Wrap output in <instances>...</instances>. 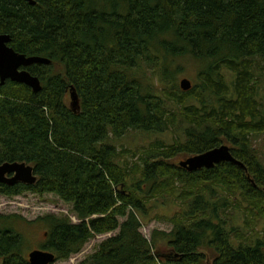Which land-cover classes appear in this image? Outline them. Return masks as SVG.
<instances>
[{"label":"trees","instance_id":"1","mask_svg":"<svg viewBox=\"0 0 264 264\" xmlns=\"http://www.w3.org/2000/svg\"><path fill=\"white\" fill-rule=\"evenodd\" d=\"M0 0V34L27 57L42 91L0 86V165L33 167L32 186L0 196L52 194L78 223L27 222L0 213V264H29L22 225L46 230L43 251L68 261L95 236L118 234L85 264H264V0ZM197 67L193 88L178 76ZM75 95L77 105H68ZM172 131L143 166L130 167L111 137ZM228 145L245 168L221 163L189 173L157 161ZM139 177V178H138ZM170 233H141L153 199L176 194ZM120 219H126L123 223ZM166 241L171 253L156 251Z\"/></svg>","mask_w":264,"mask_h":264},{"label":"rangeland","instance_id":"2","mask_svg":"<svg viewBox=\"0 0 264 264\" xmlns=\"http://www.w3.org/2000/svg\"><path fill=\"white\" fill-rule=\"evenodd\" d=\"M184 71L178 76L177 80L186 78L195 84L197 67L194 64H184ZM73 98L68 96V105L74 106ZM177 137L172 131L159 134H144L141 132H130L121 138L111 137L110 144L114 145L120 152L124 154L125 159L129 162L130 167L143 166V162L147 157L156 156L162 152L160 146H170L176 143ZM257 148L264 157V139L257 141ZM163 153V152H162ZM192 156H180L170 160L163 157L157 161H166L168 164H177ZM139 178V177H138ZM185 186L176 184L174 190L176 194L165 195L162 198L153 199L147 206V212L142 215L141 233L145 238L151 241L154 232L170 233L174 225L171 220L180 215L183 211V203L178 195ZM0 213L3 215H17L25 219L27 222H34L39 218L48 215L67 216L73 223H78L74 213L73 206L63 202L59 197L47 194L44 196L36 195L30 192L20 196H0ZM126 219H120L123 223ZM20 231L26 239L24 256L28 260V255L34 250H42V244L45 241L46 230L41 225H22ZM118 234V231L112 234L99 235L93 237L82 249L79 254L73 255L68 261H57L56 264H85L91 256L99 251L102 243ZM160 253H171L166 241L160 240L155 249ZM209 260L207 264H211L210 255L207 254Z\"/></svg>","mask_w":264,"mask_h":264},{"label":"water","instance_id":"3","mask_svg":"<svg viewBox=\"0 0 264 264\" xmlns=\"http://www.w3.org/2000/svg\"><path fill=\"white\" fill-rule=\"evenodd\" d=\"M30 5L35 6V0H24ZM11 37L0 34V86L7 81L22 84L31 88L35 93L42 91V84L38 77L33 76L26 68L33 65H49L50 60L42 57H27L17 53L11 46ZM182 91L188 92L193 88V83L189 79H182L179 82ZM74 105L77 99L72 94ZM221 163H232L239 167L245 166L234 158L231 148L228 145L212 149L206 153L192 156L181 161L179 167L189 173L203 169L211 170ZM37 183V176L32 166L26 163H4L0 165V185L16 186L18 184L32 186ZM29 264H56L54 253L43 250H34L28 255Z\"/></svg>","mask_w":264,"mask_h":264},{"label":"bare ground","instance_id":"4","mask_svg":"<svg viewBox=\"0 0 264 264\" xmlns=\"http://www.w3.org/2000/svg\"><path fill=\"white\" fill-rule=\"evenodd\" d=\"M43 65V64H42Z\"/></svg>","mask_w":264,"mask_h":264}]
</instances>
